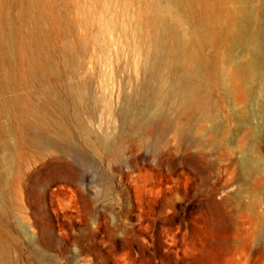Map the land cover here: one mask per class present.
<instances>
[{
	"label": "rangeland",
	"instance_id": "374dc122",
	"mask_svg": "<svg viewBox=\"0 0 264 264\" xmlns=\"http://www.w3.org/2000/svg\"><path fill=\"white\" fill-rule=\"evenodd\" d=\"M47 2L63 18L42 23L41 37H53L44 52L60 60L64 41L81 45L78 75L88 91L74 101L72 81L47 72L62 104L43 109L41 78L22 84L15 74L13 94L28 95L30 108L62 123L72 143L68 151L48 150L39 140L50 137L49 129H37L35 140L14 110L2 118L9 133L0 135V158L5 142L14 164V174L0 175V235L10 264H264V165L251 163L254 151H264V130L254 140L264 82L258 85L257 75L244 79L237 98L207 63L214 105L208 118L176 113L167 103L161 110L173 117L171 126L142 124L153 85L142 83L148 76L136 70L128 44L138 39L141 5ZM29 5L10 0L12 20L23 30L33 24ZM261 17L264 29V10ZM177 126L185 128L180 137L173 133ZM16 194L23 211L15 209Z\"/></svg>",
	"mask_w": 264,
	"mask_h": 264
},
{
	"label": "bare ground",
	"instance_id": "6f19581e",
	"mask_svg": "<svg viewBox=\"0 0 264 264\" xmlns=\"http://www.w3.org/2000/svg\"><path fill=\"white\" fill-rule=\"evenodd\" d=\"M128 1L141 5V11L137 15L138 39L132 44L128 41L135 52V68L139 73L143 72L148 76L142 81L147 84L146 89L153 85L148 102L152 108L145 114V121L141 119L142 124L162 122L171 126L173 117L169 118L167 113L161 110V106L167 103L176 113L186 110L191 116L208 118L214 105L209 98L213 78L206 71L207 63H211L221 73L222 81L228 83L227 93L231 96L243 97L241 84L244 79L250 80L257 75V84L264 82V29L261 20L264 0ZM48 2L29 0L30 5L25 9V13L33 24L23 30L12 20L10 0H0V135L9 133L1 120L12 109L15 117L34 132L37 138L35 140H38L39 136L37 129L47 131L46 133L49 129L50 137L39 140L45 148L68 151L72 143L69 130L55 118L44 115L39 106L30 108L32 103L30 104L28 95L13 94L16 87L18 88L15 77L17 72H20L22 84H25L29 77L41 78L42 89L39 94L42 96L43 109L49 104H62L59 92L50 87V83L47 85V72L53 73L57 80L69 81L67 83L72 81L68 90L74 95V101L81 99L82 92L87 89L86 83L81 81L82 78L78 75L83 60L84 49L81 45L64 41L60 60L52 58L51 61L46 56V51L44 52L45 44L53 37H41L45 29L42 23L46 19H52L55 23L61 22L63 18L62 14L50 13L52 3ZM143 18L144 22L140 25V19ZM122 29L127 33L125 26ZM56 45L55 47L58 46ZM33 47L39 50L33 51ZM208 48L213 49L210 56L206 54ZM43 56H46L45 62ZM48 59L50 61H47ZM26 62L28 67L24 66ZM62 65L65 71L61 70ZM29 108L32 115L38 118L34 124L29 123L30 119L28 120L26 114ZM108 112H111L109 105ZM254 113L257 117L254 130L256 140L260 131L264 130V98L259 100ZM184 131L185 128L177 126L173 133L180 137ZM2 149L0 175L5 177L14 174L13 154L5 142ZM252 158L254 162L251 163L254 165H264V151H254ZM3 201L4 196L0 193V205ZM15 202V209L23 211L18 194ZM0 264H10L8 246L1 235Z\"/></svg>",
	"mask_w": 264,
	"mask_h": 264
}]
</instances>
